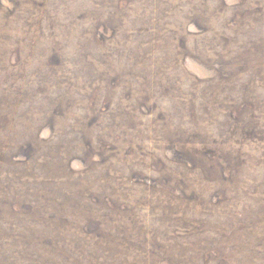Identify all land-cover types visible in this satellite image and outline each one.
<instances>
[{"label": "rangeland", "instance_id": "374dc122", "mask_svg": "<svg viewBox=\"0 0 264 264\" xmlns=\"http://www.w3.org/2000/svg\"><path fill=\"white\" fill-rule=\"evenodd\" d=\"M0 264H264V0H0Z\"/></svg>", "mask_w": 264, "mask_h": 264}]
</instances>
